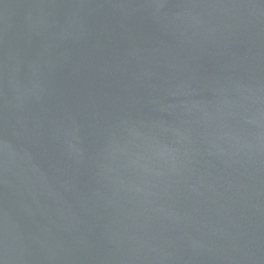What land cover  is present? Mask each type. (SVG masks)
Returning <instances> with one entry per match:
<instances>
[{"label":"water","instance_id":"1","mask_svg":"<svg viewBox=\"0 0 264 264\" xmlns=\"http://www.w3.org/2000/svg\"><path fill=\"white\" fill-rule=\"evenodd\" d=\"M0 264H264V0H0Z\"/></svg>","mask_w":264,"mask_h":264}]
</instances>
